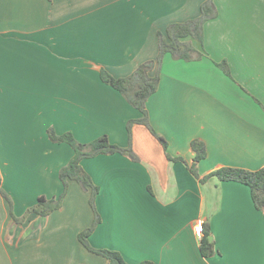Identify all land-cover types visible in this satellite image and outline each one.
<instances>
[{"label":"crops","instance_id":"0c3cea01","mask_svg":"<svg viewBox=\"0 0 264 264\" xmlns=\"http://www.w3.org/2000/svg\"><path fill=\"white\" fill-rule=\"evenodd\" d=\"M204 0H0V264H106L78 240L94 219L90 191L70 180L61 207L45 216L26 210L62 191L58 171L73 155L48 128L81 143L105 134L130 145L81 161L98 188L95 249L127 264H264V209L240 182L205 180L221 167L264 168V0H214L202 53L162 60L146 108L157 138L134 123L140 112L102 82L130 74L158 54V31L199 15ZM226 61L230 76L216 65ZM192 140L206 155L194 161ZM208 224L215 253H200L193 226Z\"/></svg>","mask_w":264,"mask_h":264},{"label":"trees","instance_id":"16d2710c","mask_svg":"<svg viewBox=\"0 0 264 264\" xmlns=\"http://www.w3.org/2000/svg\"><path fill=\"white\" fill-rule=\"evenodd\" d=\"M217 15L218 10L214 0H204L200 5L198 16L181 22L169 23L164 31L157 32L158 54L155 59L142 62L130 74L122 77H114L103 68L99 70L100 80L117 90L124 99L141 114L139 118L130 119L126 124L129 139L131 136V127L134 123L144 125L157 140H159L169 160H179V158L171 157L167 152V143L165 139L150 125L146 102L157 89L164 55L169 53L173 59H182L185 61L200 58L202 53L192 45L191 40H196L202 44L205 22L217 17ZM216 65H218L225 74L230 76L226 61L217 62ZM47 134L52 142H65L69 144L74 153L68 163L58 171V177L63 186L60 195L55 198H47L40 195L34 206L29 207L26 213L36 212L41 216H45L53 210L60 208L62 200L66 195L69 181H76L83 189L90 191L89 202L94 210L92 224L79 232L78 240L88 251L103 256L107 260L106 264H127L118 252L107 249H95L88 243V236L100 220L93 203L94 197L98 193V188L92 183L89 174L81 166V161L82 159L91 158L99 154L113 153L124 154L134 160H137L138 157L130 145L121 147L111 142L109 137L105 134L86 143L78 142L71 132L58 134L53 128H48ZM191 148L195 155L193 164L189 167V170L197 176L195 164L205 157L206 148L204 143L200 140H192ZM210 177H216L220 181L233 180L247 185L250 188L254 207L259 210L264 209V168L247 170L237 167H221L209 173L202 180ZM0 193L7 200L10 213L14 217L11 197L1 187ZM210 236L209 226L208 224H204V234L199 240V249L200 253L205 257H209L215 253L214 243L212 239H209ZM139 264L156 263L152 261H142Z\"/></svg>","mask_w":264,"mask_h":264},{"label":"built area","instance_id":"2783aa9c","mask_svg":"<svg viewBox=\"0 0 264 264\" xmlns=\"http://www.w3.org/2000/svg\"><path fill=\"white\" fill-rule=\"evenodd\" d=\"M194 235L200 240L204 234V220L199 218L196 220L193 226Z\"/></svg>","mask_w":264,"mask_h":264},{"label":"water","instance_id":"95a60500","mask_svg":"<svg viewBox=\"0 0 264 264\" xmlns=\"http://www.w3.org/2000/svg\"><path fill=\"white\" fill-rule=\"evenodd\" d=\"M209 239L211 240L212 238H211V237H209Z\"/></svg>","mask_w":264,"mask_h":264}]
</instances>
